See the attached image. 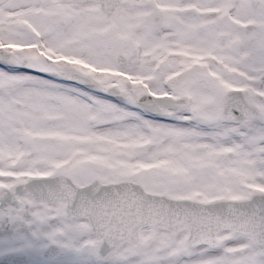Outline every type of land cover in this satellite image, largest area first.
<instances>
[{"label": "snow or ice", "instance_id": "snow-or-ice-1", "mask_svg": "<svg viewBox=\"0 0 264 264\" xmlns=\"http://www.w3.org/2000/svg\"><path fill=\"white\" fill-rule=\"evenodd\" d=\"M0 264H264V0H0Z\"/></svg>", "mask_w": 264, "mask_h": 264}]
</instances>
